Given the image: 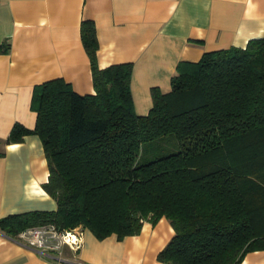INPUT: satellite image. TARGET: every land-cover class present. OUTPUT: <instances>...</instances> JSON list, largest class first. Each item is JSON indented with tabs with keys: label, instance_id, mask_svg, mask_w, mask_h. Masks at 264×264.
Instances as JSON below:
<instances>
[{
	"label": "trees",
	"instance_id": "16d2710c",
	"mask_svg": "<svg viewBox=\"0 0 264 264\" xmlns=\"http://www.w3.org/2000/svg\"><path fill=\"white\" fill-rule=\"evenodd\" d=\"M80 32L94 91L80 94L63 78L36 85L34 128L15 123L6 139L38 135L42 187L56 209L5 216L0 230L13 237L54 223L121 239L165 217L174 234L160 262L239 264L264 250V36L179 62L170 89L151 88V108L137 114L132 63L99 68L93 20ZM166 135L179 150L136 161L144 143Z\"/></svg>",
	"mask_w": 264,
	"mask_h": 264
},
{
	"label": "crops",
	"instance_id": "0c3cea01",
	"mask_svg": "<svg viewBox=\"0 0 264 264\" xmlns=\"http://www.w3.org/2000/svg\"><path fill=\"white\" fill-rule=\"evenodd\" d=\"M83 19L95 25L99 68L132 63L134 109L146 114L151 88L169 90L179 62L264 36V0H0V218L56 209L42 187L48 165L38 135L6 139L15 123L34 128L36 85L63 78L80 94L94 91ZM173 234L165 217L121 239H98L85 228L80 248L66 246L58 259L0 230V264H167L157 254ZM239 264H264V250L247 252Z\"/></svg>",
	"mask_w": 264,
	"mask_h": 264
},
{
	"label": "built area",
	"instance_id": "2783aa9c",
	"mask_svg": "<svg viewBox=\"0 0 264 264\" xmlns=\"http://www.w3.org/2000/svg\"><path fill=\"white\" fill-rule=\"evenodd\" d=\"M83 228H59L54 223L29 226L12 238L21 244L38 250L45 256H56L61 259L64 247L77 251L82 244ZM11 237V236H10Z\"/></svg>",
	"mask_w": 264,
	"mask_h": 264
},
{
	"label": "rangeland",
	"instance_id": "374dc122",
	"mask_svg": "<svg viewBox=\"0 0 264 264\" xmlns=\"http://www.w3.org/2000/svg\"><path fill=\"white\" fill-rule=\"evenodd\" d=\"M179 150V144L172 135H166L156 140L143 144V150L137 158V162L144 163L158 156Z\"/></svg>",
	"mask_w": 264,
	"mask_h": 264
}]
</instances>
